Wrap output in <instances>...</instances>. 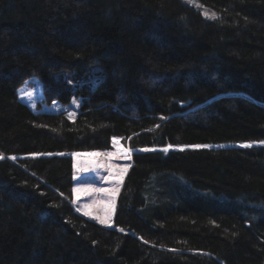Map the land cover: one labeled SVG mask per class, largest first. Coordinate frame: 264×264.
Masks as SVG:
<instances>
[{"label":"trees","instance_id":"1","mask_svg":"<svg viewBox=\"0 0 264 264\" xmlns=\"http://www.w3.org/2000/svg\"><path fill=\"white\" fill-rule=\"evenodd\" d=\"M200 1L0 0V264H264V145H232L264 140V0ZM32 76L77 114L23 101ZM115 138L110 227L72 153Z\"/></svg>","mask_w":264,"mask_h":264},{"label":"rangeland","instance_id":"2","mask_svg":"<svg viewBox=\"0 0 264 264\" xmlns=\"http://www.w3.org/2000/svg\"><path fill=\"white\" fill-rule=\"evenodd\" d=\"M185 1L199 9L204 15L207 12L209 14L208 17H211L213 13L215 14L212 8L204 5L200 0ZM19 96L35 111L56 112L64 110L71 117L77 114L81 104L78 99H73L68 104H62L59 101H54L50 104L43 102V86L38 76H32L24 82L19 88ZM245 144L264 145V140L239 142L232 145ZM169 145L172 147L169 148ZM169 145L162 147L154 146L151 149L163 150L168 148L166 151L168 152L171 149L193 146ZM132 153L133 151L129 147L128 142L122 138H115L111 149L75 151L72 153L75 172L71 202L78 212L103 225L113 227L118 195L124 183V178L132 165ZM263 213L264 211L260 212V217L264 216Z\"/></svg>","mask_w":264,"mask_h":264},{"label":"snow or ice","instance_id":"3","mask_svg":"<svg viewBox=\"0 0 264 264\" xmlns=\"http://www.w3.org/2000/svg\"><path fill=\"white\" fill-rule=\"evenodd\" d=\"M205 15L206 16H208L209 14L207 13V12H205ZM211 18H215V14L213 13V14H211ZM244 147H251V144H245V145H243ZM169 148L170 147H172L171 145H169L168 146ZM191 147H196V148H199V147H210V146H208V145H204V146H200V145H196V146H191ZM165 152L168 150V148H165V149H163ZM13 159H15V157H13ZM102 223H103V221H102ZM121 231H123L122 229H121Z\"/></svg>","mask_w":264,"mask_h":264}]
</instances>
